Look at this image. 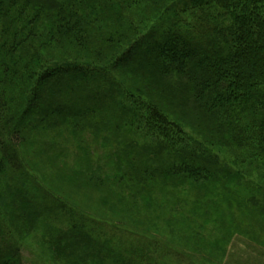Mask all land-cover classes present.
I'll return each mask as SVG.
<instances>
[{"label": "trees", "instance_id": "trees-1", "mask_svg": "<svg viewBox=\"0 0 264 264\" xmlns=\"http://www.w3.org/2000/svg\"><path fill=\"white\" fill-rule=\"evenodd\" d=\"M61 132L77 145L89 134L113 158L111 175L91 170L86 186L107 181L141 211L153 210L151 189L134 182L243 187L232 166L264 182V0H0V182L18 175L16 210L36 195L18 180L37 187L27 148L46 152ZM243 188L247 213L264 219V188ZM40 198L36 214L62 215L44 236L53 261L135 263L110 225ZM22 249L1 223L0 264H23Z\"/></svg>", "mask_w": 264, "mask_h": 264}, {"label": "rangeland", "instance_id": "rangeland-1", "mask_svg": "<svg viewBox=\"0 0 264 264\" xmlns=\"http://www.w3.org/2000/svg\"><path fill=\"white\" fill-rule=\"evenodd\" d=\"M136 14L142 18L146 12L140 9ZM184 130L197 141L189 128ZM139 139L142 141L141 135ZM34 152L32 146L27 148L24 168L37 187L23 176L18 180L31 194L35 189V200L31 199L30 203L23 194L21 199L26 201L22 207L18 204L16 210L9 202L17 197L13 185L18 182V175L8 174L0 182V204L11 205V211L0 209V224L3 223L11 236L19 241L23 248V264H66L63 257L53 261V250L44 238L45 232L54 230L57 233L62 228V215H55V212L36 214L43 195L62 199L80 208L97 223L110 225L117 235L111 242L121 248L119 254L123 260L127 259L126 251H123L127 249L128 259L136 264H264V219L247 213L243 195L247 192L243 187L264 188V182L249 171L231 165L233 173L243 175L240 182L243 187L230 182L226 187L228 190L221 181L191 185L165 180L162 185L144 184L145 188L134 182L138 194L151 189L145 197L154 204L153 210L144 208L141 211L130 204L128 196H113L117 193L116 187L109 186L107 181H104V189L85 185L86 174L91 170L103 179L102 174L111 175L113 166V158L107 157L106 149L94 142L89 134L84 137L83 144L77 145L71 133L61 132L54 148L43 153ZM210 192L213 195L225 193V198L231 201L226 204L220 197L218 204L213 206L210 202L217 197H208ZM234 200L238 202L234 204ZM4 212L8 215H3ZM35 215L36 219L30 225L29 217ZM26 217L29 220L25 222ZM107 230L108 227L101 229Z\"/></svg>", "mask_w": 264, "mask_h": 264}]
</instances>
